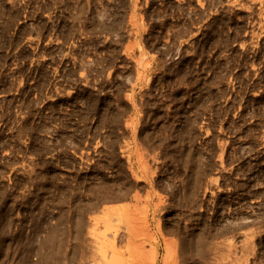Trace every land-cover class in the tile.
<instances>
[{
    "label": "rangeland",
    "instance_id": "rangeland-1",
    "mask_svg": "<svg viewBox=\"0 0 264 264\" xmlns=\"http://www.w3.org/2000/svg\"><path fill=\"white\" fill-rule=\"evenodd\" d=\"M0 264H264V0H0Z\"/></svg>",
    "mask_w": 264,
    "mask_h": 264
}]
</instances>
